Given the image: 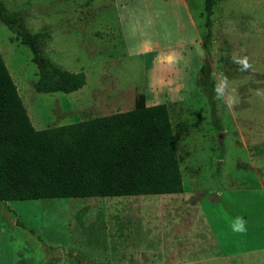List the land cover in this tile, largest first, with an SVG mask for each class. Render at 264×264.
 <instances>
[{
  "label": "rangeland",
  "instance_id": "374dc122",
  "mask_svg": "<svg viewBox=\"0 0 264 264\" xmlns=\"http://www.w3.org/2000/svg\"><path fill=\"white\" fill-rule=\"evenodd\" d=\"M86 85L43 94L0 21V51L37 130L170 110L184 192L0 203V264H264V0H4ZM216 85L214 105L200 86Z\"/></svg>",
  "mask_w": 264,
  "mask_h": 264
},
{
  "label": "trees",
  "instance_id": "16d2710c",
  "mask_svg": "<svg viewBox=\"0 0 264 264\" xmlns=\"http://www.w3.org/2000/svg\"><path fill=\"white\" fill-rule=\"evenodd\" d=\"M216 3L204 0L207 52ZM0 21L31 51L39 72L36 92L70 94L86 85L83 72L63 69L44 53L45 33L33 34L4 0ZM200 86L214 105L215 83L203 77ZM183 192L166 104L148 106L139 95L127 112L37 130L0 51V203Z\"/></svg>",
  "mask_w": 264,
  "mask_h": 264
}]
</instances>
